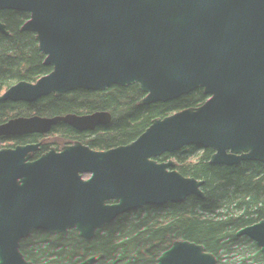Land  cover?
<instances>
[{
    "label": "trees",
    "instance_id": "16d2710c",
    "mask_svg": "<svg viewBox=\"0 0 264 264\" xmlns=\"http://www.w3.org/2000/svg\"><path fill=\"white\" fill-rule=\"evenodd\" d=\"M9 30L0 264H264V0H0ZM152 56L192 120L179 140L140 75Z\"/></svg>",
    "mask_w": 264,
    "mask_h": 264
},
{
    "label": "water",
    "instance_id": "95a60500",
    "mask_svg": "<svg viewBox=\"0 0 264 264\" xmlns=\"http://www.w3.org/2000/svg\"><path fill=\"white\" fill-rule=\"evenodd\" d=\"M140 75L165 134L174 141L187 136L192 122L191 117L176 105L168 86L160 76L156 56L142 62ZM104 153L105 157L109 158L106 149H104ZM68 262L70 263L71 260L68 259ZM113 264H118V262Z\"/></svg>",
    "mask_w": 264,
    "mask_h": 264
},
{
    "label": "rangeland",
    "instance_id": "374dc122",
    "mask_svg": "<svg viewBox=\"0 0 264 264\" xmlns=\"http://www.w3.org/2000/svg\"><path fill=\"white\" fill-rule=\"evenodd\" d=\"M160 0H148V5L150 7L151 12L155 11L156 4ZM92 17L91 13L90 16L88 15L86 17V33L88 37L91 39L93 44H95V33L92 28ZM0 46L6 47L12 51H16L17 45L15 42V36L12 30L7 31L5 34L0 36ZM80 64L83 66V70L85 71V79L84 84L85 88L87 90L89 103L91 108L93 109L94 113V107H93V96L97 87V79L95 72L93 70V60L92 59H86L80 56ZM96 115V114H95ZM243 146L248 153H254V151H257L256 146V137L255 132L251 127L243 126V136H242ZM233 183V181H232ZM40 199V198H39ZM42 204V202H41ZM13 207V201L11 200H1L0 199V217L5 216ZM70 264H76V263H70Z\"/></svg>",
    "mask_w": 264,
    "mask_h": 264
},
{
    "label": "bare ground",
    "instance_id": "6f19581e",
    "mask_svg": "<svg viewBox=\"0 0 264 264\" xmlns=\"http://www.w3.org/2000/svg\"><path fill=\"white\" fill-rule=\"evenodd\" d=\"M68 264H70V263L68 262Z\"/></svg>",
    "mask_w": 264,
    "mask_h": 264
}]
</instances>
